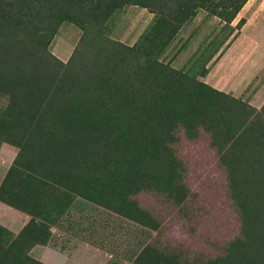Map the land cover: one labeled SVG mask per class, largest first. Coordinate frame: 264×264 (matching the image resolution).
<instances>
[{
    "label": "rangeland",
    "instance_id": "rangeland-1",
    "mask_svg": "<svg viewBox=\"0 0 264 264\" xmlns=\"http://www.w3.org/2000/svg\"><path fill=\"white\" fill-rule=\"evenodd\" d=\"M0 264H264V0H0Z\"/></svg>",
    "mask_w": 264,
    "mask_h": 264
},
{
    "label": "crops",
    "instance_id": "crops-1",
    "mask_svg": "<svg viewBox=\"0 0 264 264\" xmlns=\"http://www.w3.org/2000/svg\"><path fill=\"white\" fill-rule=\"evenodd\" d=\"M1 156H2V153H1Z\"/></svg>",
    "mask_w": 264,
    "mask_h": 264
}]
</instances>
